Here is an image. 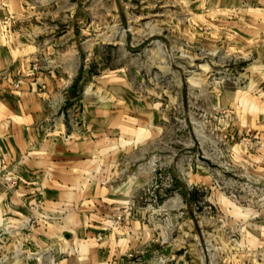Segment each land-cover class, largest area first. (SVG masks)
<instances>
[{"label":"rangeland","instance_id":"obj_1","mask_svg":"<svg viewBox=\"0 0 264 264\" xmlns=\"http://www.w3.org/2000/svg\"><path fill=\"white\" fill-rule=\"evenodd\" d=\"M213 5L84 0L92 119L127 127L113 168L130 195L108 220L147 240L133 264H264V47ZM33 214L0 227V264L25 258Z\"/></svg>","mask_w":264,"mask_h":264},{"label":"crops","instance_id":"obj_2","mask_svg":"<svg viewBox=\"0 0 264 264\" xmlns=\"http://www.w3.org/2000/svg\"><path fill=\"white\" fill-rule=\"evenodd\" d=\"M209 3L238 32L259 29L264 47V0ZM85 24L84 0H0V227L40 217L15 234L19 264L41 253L47 264H133L125 254L147 246L109 225L130 195L113 168L112 136L127 127L92 119Z\"/></svg>","mask_w":264,"mask_h":264},{"label":"built area","instance_id":"obj_3","mask_svg":"<svg viewBox=\"0 0 264 264\" xmlns=\"http://www.w3.org/2000/svg\"><path fill=\"white\" fill-rule=\"evenodd\" d=\"M14 86L16 87L17 84H14ZM1 182H2L6 187H8V186H14V185L16 184L15 181H12V182H11V181H9L6 177H2V178H1ZM37 204L39 205V204H40V201H38ZM29 222L34 223V222H35L34 217H32L31 219H29Z\"/></svg>","mask_w":264,"mask_h":264}]
</instances>
